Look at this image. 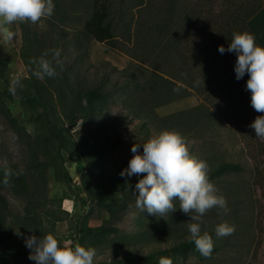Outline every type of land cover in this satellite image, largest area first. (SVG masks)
Wrapping results in <instances>:
<instances>
[{
  "label": "rangeland",
  "instance_id": "rangeland-1",
  "mask_svg": "<svg viewBox=\"0 0 264 264\" xmlns=\"http://www.w3.org/2000/svg\"><path fill=\"white\" fill-rule=\"evenodd\" d=\"M53 3L50 17L36 24L9 25L14 37L6 40L0 34V55L7 64L5 78L10 86L36 69L33 61L42 57L55 67V76L41 79L48 96L44 108L60 133V160L71 181L65 186L53 179L51 169L43 175L40 168L31 166V145L43 146L42 133L26 121L31 109L23 108L13 94L5 97L4 104L0 102V192L7 202L0 211V249L8 244L4 251L9 257L0 264H35L25 244V238L32 235L52 233L62 245L79 243L76 230L82 222L118 229L85 244L96 250L94 264L112 257L144 255L189 236L188 225L193 223L189 215L194 213H183L178 201L175 212L150 215L136 207L135 190L128 198V209L110 217L93 207L82 188L90 165L99 169L98 176L120 175L133 155L131 147L139 145L142 153V143L164 129L179 131L190 154L205 161L209 170L223 161L240 166V171L213 182L229 211L213 208L202 217L201 231L212 232L218 250L204 258L174 256L173 264H264V139L257 138L250 127L262 113L240 97L234 100L226 95L220 68L224 55L210 59L211 28L223 26L230 9L262 5L264 0H111L109 21L114 36L103 43L83 28L92 0ZM55 51L60 53L59 64L53 60ZM196 56L206 57V63ZM189 57H195L193 66L184 63ZM153 71L174 81L181 96L170 102L153 100L149 91L158 89ZM5 83L0 79L1 94ZM94 85L106 93V103L94 118L79 119L69 127L68 118L77 114L73 108L85 104L79 91ZM183 87L189 91L186 95ZM139 111L141 117L136 115ZM9 117L19 122L12 124ZM96 145L105 150L93 158L86 152ZM5 169L14 173L7 178L12 185L3 182ZM105 187L111 189L108 184ZM222 221L234 225L235 232L218 238L215 227Z\"/></svg>",
  "mask_w": 264,
  "mask_h": 264
},
{
  "label": "clouds",
  "instance_id": "clouds-1",
  "mask_svg": "<svg viewBox=\"0 0 264 264\" xmlns=\"http://www.w3.org/2000/svg\"><path fill=\"white\" fill-rule=\"evenodd\" d=\"M53 0H0V34L11 40L14 33L9 25L15 22L36 24L54 12ZM221 54L236 53L234 71L240 80L247 74L246 89L251 93L252 108L262 115L255 117L250 127L256 137L264 139V47L256 43L248 31H234L225 49L218 46ZM47 52L44 53L46 57ZM59 51L53 53V60L59 61ZM34 72L37 78L56 75L52 62L40 58ZM139 145L131 147L133 153L128 165L120 172L122 177H140L135 184L136 207L147 210L148 214L163 217L176 211V201L180 210L190 216L193 223L188 225L190 240L204 257H210L214 248L212 236L201 231L202 217L211 209L229 211L226 198L218 194V189L209 180L208 164L190 154L185 138L174 129H164L150 136ZM14 173L5 169V182ZM235 226L222 221L215 227L218 238L232 235ZM25 244L30 249L29 259L35 264H94L96 250L79 243L66 242L63 246L52 233L43 236H29ZM159 264H173L170 258H161Z\"/></svg>",
  "mask_w": 264,
  "mask_h": 264
},
{
  "label": "trees",
  "instance_id": "trees-1",
  "mask_svg": "<svg viewBox=\"0 0 264 264\" xmlns=\"http://www.w3.org/2000/svg\"><path fill=\"white\" fill-rule=\"evenodd\" d=\"M110 7L111 0H92L91 14L85 20L83 25L86 34L100 43L111 42V40H113V24L109 21ZM211 29V60H216V58L220 56L221 53L218 51V46H223L227 49L234 31L250 32L254 35L256 43L259 46L264 47V4L247 8H232L227 13L225 24L223 26L215 24ZM223 55L224 60L222 67L220 68L222 69L223 76H225L224 81L228 88V91L225 92L226 95L234 100H237L236 98L240 97L251 106V93L246 89V81L248 79L247 74H245L240 80L236 79L234 71L236 53L226 51ZM25 59L31 66L29 56L26 55ZM196 60L206 63L207 58L198 56ZM196 60L195 57H189L186 58V60L184 59V63L187 64L189 61L190 66H193L192 64ZM6 67L7 64L0 55V79L6 82L4 93L1 94L0 92V102L4 104V98H12L13 94L23 108H29L32 110V113L27 115L26 121L36 124L42 133L43 146H39L36 143L31 145V152L33 155L31 166L34 168H40L43 175L46 174L48 169H51L53 179L68 186L71 177L64 168L63 161L60 160V133L56 132L55 128L52 126L49 114L44 108V104L48 98L44 81L37 78L36 75H34L36 69H32L27 77H23L17 84L10 86V83L5 78ZM152 75L154 77L153 81L157 82L156 85L158 87V89H152L149 91L153 100L170 102L181 96V93L179 92L180 89L176 90L173 87L175 86L174 81L163 77L155 71L152 72ZM62 79L65 83H68L65 75H63ZM182 81L186 83L188 81L190 83L193 82L192 79H183ZM137 88L139 87L137 86ZM182 90L184 95L189 92L185 87H183ZM79 93L84 98L85 104L80 106L79 109H76V107L73 108L77 114L68 118L69 127H74L79 119L90 120L94 118L100 113L101 107L107 101L106 93L97 85L87 86L79 91ZM136 115L141 117V112H137ZM9 120L12 124L19 122V119L15 117H9ZM113 148L116 147L114 146ZM103 150H105L103 145H96L90 147L86 153L95 158ZM57 158L59 159L56 160ZM238 171H240V166L238 164L223 161L210 169L208 176L209 180L213 183L226 174ZM98 175L99 169L92 164L86 169L85 175L82 177V181L84 182L82 187L83 191L93 203V207L105 211L110 217H115L119 212L128 209V198L130 193L135 191V184L140 177L134 176L132 178H124L121 175L112 174L111 172L105 173L103 176ZM3 182L4 184L10 183L12 185L9 181L5 182L4 180ZM106 184L110 185L111 189L107 190L105 187ZM6 202L5 196L0 192V211L6 208ZM117 230L116 227L108 225L102 224L91 227L85 222H82L80 227L77 228L76 233L79 244L86 247L85 244L87 242H98L103 236L116 233ZM203 232L205 231H202V233ZM206 232L212 235L211 231L207 230ZM72 243L75 244V242ZM7 247H9L8 244L0 249V262L9 257V253L4 251ZM217 250L218 248L214 244L212 254ZM188 254L197 258H204V256L196 250L194 243L190 240V234L186 238L174 240L170 246L151 250L144 255L112 257L110 260L98 264H150L156 261L159 262L161 258L171 259L174 256L185 257Z\"/></svg>",
  "mask_w": 264,
  "mask_h": 264
}]
</instances>
